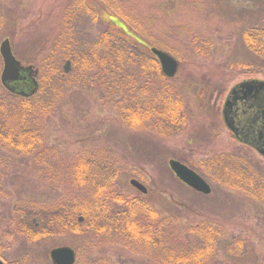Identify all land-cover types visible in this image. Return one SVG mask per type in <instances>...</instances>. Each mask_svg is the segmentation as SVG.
Instances as JSON below:
<instances>
[{
	"label": "rangeland",
	"instance_id": "obj_1",
	"mask_svg": "<svg viewBox=\"0 0 264 264\" xmlns=\"http://www.w3.org/2000/svg\"><path fill=\"white\" fill-rule=\"evenodd\" d=\"M81 4L80 12L72 10ZM247 9L259 16L264 0H0V45L8 38L22 65L38 71L40 86L28 98L43 97L30 116L37 131L34 147L23 151L0 139V252L8 263L54 264L51 251L70 246L76 251L75 264H171L161 249L132 241L115 229L96 232L92 220L98 217V204L107 201L113 213L124 210L128 205L117 203L124 196L142 197L163 217H175L179 229L174 241H194L196 235L188 225L203 220L223 225L228 237L211 264H264V207L245 191L213 180L234 156L264 172V158L233 136L222 115L232 87L246 80L264 81L262 75H247L235 67L250 59L242 41L249 22ZM66 28L83 32L81 40L88 45L82 47L95 54L97 64L110 59L108 45L103 46L117 36L148 56H155L153 47L169 53L178 60V71L169 78L159 62L153 72L140 53L141 67L129 66L120 77L113 68L82 70L73 54L59 62L71 82L62 88L58 75L51 76L45 64L54 48L63 47ZM3 69L0 53V130L11 128L16 133L20 125L7 119L9 109L16 112L15 107L3 97L17 93L2 84ZM124 83L132 84V100L127 104L136 105L142 85L147 94L162 91L173 102L179 99L174 107L184 123L163 130L156 122L132 126L117 105L120 93L115 91ZM52 86L61 87L57 99ZM91 156H98L91 159L106 165V171L86 161ZM171 159L199 173L211 193L198 192L177 178ZM108 170L113 173L111 181ZM132 179L147 192L133 186ZM71 205L77 212L75 223L68 227L62 214ZM40 206L52 209L49 216L36 217ZM163 235L172 233L163 229ZM233 238L244 242L237 255L227 250Z\"/></svg>",
	"mask_w": 264,
	"mask_h": 264
},
{
	"label": "trees",
	"instance_id": "obj_2",
	"mask_svg": "<svg viewBox=\"0 0 264 264\" xmlns=\"http://www.w3.org/2000/svg\"><path fill=\"white\" fill-rule=\"evenodd\" d=\"M81 8L84 9L83 4L79 7H72V10L80 12L79 9ZM245 11L249 14V22L247 23V27L242 31V41L250 54V59L235 63V67L240 68L241 71L247 75H262L264 77V10L261 9V11H259V16L251 13L248 9ZM66 22H68V20ZM75 31L76 29H64L60 43L63 47H59V49L54 48L47 60L48 63L45 64V67L49 65L50 71L48 72L51 76L58 75L59 83H61L62 88H65V85H69L71 82L68 83L69 75L67 76L62 73L59 62L62 57H70V55L73 54H75V59L80 61L81 66L79 68L82 70L100 69L103 72H109L111 68H113V71L120 74V77H123L121 73L129 66L132 67H130L131 69H139L141 67V65L138 64L140 61L137 59L140 53L146 61L148 60V65L153 72H157L160 67L159 61L155 56H148V54L141 51L137 46L130 45L121 37L117 36L110 37V40H113L103 46V48H106L108 45L110 52H108L107 55L110 59H105L104 64H97V62L93 60L95 54L88 52L89 49L86 50V48L82 47V45L87 44L85 40H81L85 35L83 32L80 34ZM206 44L208 43L206 42ZM79 46L80 48H78ZM117 46L119 48H117ZM64 54L65 56H63ZM84 62L86 63L84 64ZM63 78L66 79L63 80ZM44 83V85L47 86V81ZM123 85L121 90L115 91V94L120 93L117 105L121 108L120 112L128 114L127 117L133 122L132 126L143 128L145 123L154 126L156 122L158 129L163 130L166 126L175 127L178 124L182 125L184 123L178 117V115L182 117L178 113L179 109L175 110L174 107V103L179 105V99L174 98L175 102H173V98H170L166 93L163 94L162 91H156L155 95L154 92L147 94L144 91V85H142L140 91L142 97H138L139 101H135L136 105H133L134 101L127 104L129 100H132V84L129 85L124 83ZM61 87L55 88L52 86V91H55L56 99L58 90ZM166 92L168 94L171 93L170 90L167 89ZM3 98L9 101V106L15 107L13 111H16L12 112L11 109H9L11 113H9L7 118L8 122H12L13 125H20L19 129L21 131H16L15 133V130L11 128L5 132L0 130L1 142L4 141L6 144L23 151L31 149L37 142L35 133L37 131L32 124V120H30V116L35 109H38V105L42 103L43 97L42 99L33 100L26 96L23 97L10 93V96L4 95ZM182 118L185 121L184 116ZM93 157L94 156L86 158V161L100 167V169H98L99 171L105 170L106 165L91 159ZM96 157L98 158V156ZM234 157L235 160L230 165L221 167L220 173H215L217 177L214 176L213 180L215 183L228 189L237 188L245 191L249 198L264 207V172L258 166L255 167L253 163L250 166L244 157ZM83 165L86 166L87 163ZM94 175L95 173H92V176ZM106 177H108L107 181L114 179L113 173L109 170L107 171ZM223 178H225L227 182L224 183L222 181ZM100 191L102 190L99 189V193L102 195ZM119 200L120 201L117 203H124L128 206L124 210L117 209L114 213L108 211L110 206L107 201H101L98 204L101 205L97 207L98 217L92 220V223L95 224V229L96 225L98 226L96 232H100L106 227L109 228V230L115 229L121 236L124 234L132 241L143 242L148 244L151 248L161 249L165 252L166 259L169 258L168 261L171 264H211L210 262H212L213 258L217 257L215 254L219 245L228 237L223 225L218 222L203 220L199 223L188 225L190 226L189 230L193 236L196 235L194 241H174V231H176L175 229H179V223L175 217H163L159 210L142 197L125 198L124 196H120ZM71 208L75 215L77 212L75 207L71 205ZM97 221H104L106 223H99ZM73 223H75V220H73ZM80 228L83 229L82 227ZM163 229H169L172 235H166L165 237L163 235ZM243 249L244 242H235V238H233V241H231V244H228L227 247L228 252H231L233 255H237Z\"/></svg>",
	"mask_w": 264,
	"mask_h": 264
},
{
	"label": "water",
	"instance_id": "obj_3",
	"mask_svg": "<svg viewBox=\"0 0 264 264\" xmlns=\"http://www.w3.org/2000/svg\"><path fill=\"white\" fill-rule=\"evenodd\" d=\"M152 52L159 59L165 75L174 77L179 67L178 60L155 47ZM0 53L4 61L2 84L17 94H34L38 87V71L32 65H22L14 55L8 38L1 43ZM65 69L69 70V61ZM24 79L30 81L21 84ZM223 119L238 141L251 146L264 158V81L246 80L233 87L224 103ZM169 164L177 178L189 187L204 194L211 193L210 184L195 170L175 159H171ZM131 184L142 192H147L140 181L132 179ZM51 258L54 264H75L76 252L68 246L58 247L51 251ZM0 264L5 263L0 259Z\"/></svg>",
	"mask_w": 264,
	"mask_h": 264
},
{
	"label": "flooded vegetation",
	"instance_id": "obj_4",
	"mask_svg": "<svg viewBox=\"0 0 264 264\" xmlns=\"http://www.w3.org/2000/svg\"><path fill=\"white\" fill-rule=\"evenodd\" d=\"M27 81H30V79H27V80H22V83L21 84H26L27 83ZM238 85V84H237ZM233 88V87H232ZM231 88V89H232ZM222 115H223V112H222ZM224 120V119H223ZM226 125V124H225ZM231 131V130H230ZM232 132V131H231ZM232 134H233V136L235 137V135H234V133L232 132ZM236 138V137H235ZM240 142V141H239ZM245 145H247V144H245ZM247 146H249V145H247ZM250 148H252L251 146H249ZM253 149V148H252ZM256 151V150H255ZM22 209V208H21ZM52 211V209H48V208H46V207H44V206H40V207H37V213H38V216H36V217H42V216H45V217H47V216H49V214H50V212ZM65 214H62L63 215V217H64V215H65V217L67 218V226L69 227V226H71L72 225V222H73V217H74V214H73V210H72V208H71V206H69L68 207V209H66L65 211H63ZM23 214V213H22ZM52 215V214H51ZM35 221V220H34ZM36 222V221H35ZM35 225H37V223L35 224ZM23 230H24V227H23ZM24 232H25V230H24ZM60 247H63V246H60ZM68 247H70V246H68ZM56 248H58V247H56ZM72 248V247H71ZM2 253L0 252V259L5 263V264H10V263H8L5 259H4V257L1 255Z\"/></svg>",
	"mask_w": 264,
	"mask_h": 264
}]
</instances>
